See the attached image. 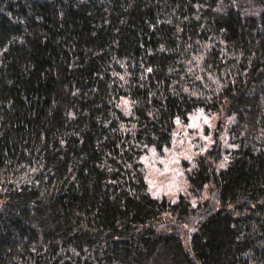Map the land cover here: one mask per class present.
<instances>
[{
  "label": "trees",
  "instance_id": "obj_1",
  "mask_svg": "<svg viewBox=\"0 0 264 264\" xmlns=\"http://www.w3.org/2000/svg\"><path fill=\"white\" fill-rule=\"evenodd\" d=\"M0 264H264V0H0Z\"/></svg>",
  "mask_w": 264,
  "mask_h": 264
},
{
  "label": "rangeland",
  "instance_id": "obj_2",
  "mask_svg": "<svg viewBox=\"0 0 264 264\" xmlns=\"http://www.w3.org/2000/svg\"><path fill=\"white\" fill-rule=\"evenodd\" d=\"M218 120L215 114L197 110L190 115L188 123H177L170 146L161 152L153 148L149 151L144 162L148 186L154 196L176 199L180 193L189 195L187 171L195 157L205 153L214 142L213 134L209 133Z\"/></svg>",
  "mask_w": 264,
  "mask_h": 264
}]
</instances>
